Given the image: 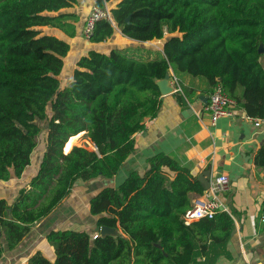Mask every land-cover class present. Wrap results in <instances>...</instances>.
Instances as JSON below:
<instances>
[{
  "label": "trees",
  "instance_id": "16d2710c",
  "mask_svg": "<svg viewBox=\"0 0 264 264\" xmlns=\"http://www.w3.org/2000/svg\"><path fill=\"white\" fill-rule=\"evenodd\" d=\"M106 3L113 19L95 22L89 37L95 46L63 86L72 45L43 26L76 37L80 15L69 9L79 0H0V181L23 176L44 130L37 120L48 124L36 173L13 202L0 198V260L79 180L119 174L135 150L134 135L158 114V81L172 69L180 82L190 74L204 77L211 91L222 85L247 116L264 120V0L95 1ZM118 33L136 45L108 52L96 46ZM155 40H163L162 50L145 44ZM182 87L186 96L192 92ZM85 142L94 147L79 146ZM254 162L264 168V142ZM147 163L146 171L133 170L91 196L96 234L50 229L54 259L38 250L25 264H111L124 251L127 264H216L229 254L234 213L186 224L190 193L202 194L205 186L165 152ZM103 226L116 234L102 235Z\"/></svg>",
  "mask_w": 264,
  "mask_h": 264
},
{
  "label": "crops",
  "instance_id": "0c3cea01",
  "mask_svg": "<svg viewBox=\"0 0 264 264\" xmlns=\"http://www.w3.org/2000/svg\"><path fill=\"white\" fill-rule=\"evenodd\" d=\"M95 1L79 0L78 5L69 9L80 15L76 37H70L58 28L43 26V29L65 37L72 45L69 54L78 52L85 41L87 50L80 54L81 57L90 47L95 46L83 35L86 18ZM156 41L158 40L145 44L160 50L153 44ZM130 45H136V42L118 33L110 41L96 46L108 52L112 46ZM151 56H154V53ZM80 57L77 56L76 63ZM262 62L264 64V56ZM170 74L172 84L176 74L173 69ZM180 78L181 85L183 83V86L192 88L189 95L183 94L185 102L178 99L176 92L162 94L158 114L152 119L148 118L145 129L134 135L135 150L119 174L112 178H115L116 183L103 180L102 185H117L133 170L146 171L147 158L159 152L176 158L182 166L191 170L198 166L202 176L210 169L212 178L226 173L230 177V183L229 187L221 192L220 197L234 213L236 229L228 242L229 254L221 255L216 264H245L246 258L252 264H264V168L254 162V155L264 142V120L260 126H256L246 117V111L237 106L234 115L221 117L213 124L211 114L206 110L209 94L212 92L207 80L190 74H182ZM71 79L70 76L69 82ZM38 167L39 165L33 166L28 171L29 166L21 178L12 177L10 181H0V198L13 202L20 188L29 182ZM80 181L83 180L78 182ZM196 194L198 193H190V199ZM25 239L17 247L21 246ZM38 250L50 259L55 257L54 247L48 241H45L43 248L37 247L31 254ZM29 256L20 264H25Z\"/></svg>",
  "mask_w": 264,
  "mask_h": 264
},
{
  "label": "rangeland",
  "instance_id": "374dc122",
  "mask_svg": "<svg viewBox=\"0 0 264 264\" xmlns=\"http://www.w3.org/2000/svg\"><path fill=\"white\" fill-rule=\"evenodd\" d=\"M161 42H163V40L156 41L154 45H161ZM115 43L118 44L120 42L115 41ZM81 46L83 47L80 48L78 52L71 53L67 56V69L61 76L63 86L69 84L70 76L72 77L73 70L76 65L77 56L80 57V54L87 50V43L85 41L81 44ZM147 46H150V44H147ZM138 53H142V51ZM37 121L39 124L44 126V130L38 136V146L36 147L33 154L34 165L32 164L28 171L33 168V166L39 165L43 150L45 149V136L48 124L45 120ZM79 146H87L90 148L94 147L93 144H90L88 142L80 144ZM103 180H108L111 181V183H116L115 178L102 179L101 177L85 182H78L73 193L68 197V199H66L51 215L42 219L33 226L32 232L25 239L21 246L13 250L5 247L3 259L1 260L0 264L22 263L33 251L37 249V247L43 248V246L45 245V241H47L46 233L53 228L85 229L90 231L92 234H96V217L92 216L89 212V200L91 196L94 195L102 186ZM111 264H127V251H124L122 255Z\"/></svg>",
  "mask_w": 264,
  "mask_h": 264
},
{
  "label": "built area",
  "instance_id": "2783aa9c",
  "mask_svg": "<svg viewBox=\"0 0 264 264\" xmlns=\"http://www.w3.org/2000/svg\"><path fill=\"white\" fill-rule=\"evenodd\" d=\"M104 17L111 20L113 19L108 4L106 3L104 7L95 4L91 8L84 24L83 35L85 39L89 40L94 30L95 22ZM167 34L168 32L166 31L165 35ZM157 46L162 50L161 45ZM172 85L174 87V92L184 94L181 82L176 76L173 77ZM237 106V101L227 93L222 85H218L209 94L206 110L211 114L212 123L216 124L221 117L234 115ZM246 117L252 120L256 126H260L263 121L262 119L249 117L247 115ZM229 183L230 177L226 173H221L212 178L209 188H205L202 194H196L191 198V205L183 215L185 223L189 225L202 218H212L218 212H230L228 205L220 197L221 192L229 187ZM245 264L252 263L246 258Z\"/></svg>",
  "mask_w": 264,
  "mask_h": 264
},
{
  "label": "water",
  "instance_id": "95a60500",
  "mask_svg": "<svg viewBox=\"0 0 264 264\" xmlns=\"http://www.w3.org/2000/svg\"><path fill=\"white\" fill-rule=\"evenodd\" d=\"M261 50L264 51V48H261ZM170 78H171V74L168 73L165 78L158 81V84L160 86L162 94H169V93L174 92V87L172 84H170ZM65 144H66V142H65ZM191 173L193 176H196L203 183L205 188L210 187L211 178H212V170L211 169L208 170L207 173L203 174V176H202V173L199 172V167L196 166L191 170ZM101 233H102V235H105L108 233L116 234V231L114 229L108 227V226H103L101 228Z\"/></svg>",
  "mask_w": 264,
  "mask_h": 264
}]
</instances>
